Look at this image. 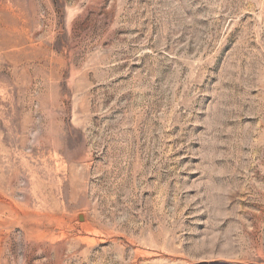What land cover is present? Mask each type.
Masks as SVG:
<instances>
[{
    "label": "rangeland",
    "instance_id": "1",
    "mask_svg": "<svg viewBox=\"0 0 264 264\" xmlns=\"http://www.w3.org/2000/svg\"><path fill=\"white\" fill-rule=\"evenodd\" d=\"M0 264H264V0H0Z\"/></svg>",
    "mask_w": 264,
    "mask_h": 264
},
{
    "label": "bare ground",
    "instance_id": "2",
    "mask_svg": "<svg viewBox=\"0 0 264 264\" xmlns=\"http://www.w3.org/2000/svg\"><path fill=\"white\" fill-rule=\"evenodd\" d=\"M81 219V218H80Z\"/></svg>",
    "mask_w": 264,
    "mask_h": 264
}]
</instances>
